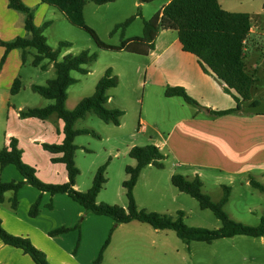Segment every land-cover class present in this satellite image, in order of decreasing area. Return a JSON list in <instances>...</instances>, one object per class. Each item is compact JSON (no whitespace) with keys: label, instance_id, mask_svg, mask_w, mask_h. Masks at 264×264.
<instances>
[{"label":"rangeland","instance_id":"374dc122","mask_svg":"<svg viewBox=\"0 0 264 264\" xmlns=\"http://www.w3.org/2000/svg\"><path fill=\"white\" fill-rule=\"evenodd\" d=\"M23 2L31 4V0H23ZM166 3L167 0L143 3L139 0H116L114 3L97 6L88 2L84 7L83 17L85 24L103 43L120 46L128 39L141 37L143 21L151 19ZM220 3L222 9L248 13L252 19L258 15L263 30V35L259 36L258 42L264 54V0H220ZM34 14L37 26L45 21H51V24L44 30V35L52 49H56L61 41L71 44L70 47L63 49L62 54L64 55L60 58L68 54L77 55L84 50L96 54L95 61L86 66L88 74L71 73L77 82L67 89L66 107L74 108L82 98L91 96L98 80L107 69L110 68L119 80L118 85L108 92L111 98L108 106H116L114 109L124 113L121 119L122 125L106 124L93 113L77 121L76 128L92 130L97 137L81 135L75 138L74 142L79 147L75 152V166L80 172L76 180L80 188L86 191L91 186L97 168L107 163L105 172L107 182L97 196V203L120 207L122 204L127 205L122 183L127 179L125 167L134 163L133 159L128 156L130 146H145L158 142L166 136L171 125L172 119L169 115L171 113L164 105L166 96L158 94L157 71L164 68L177 69L179 64L174 59L158 57L161 51L157 50L152 56H148L133 54L125 50L98 49L86 31L73 26L57 10L44 4L40 3ZM132 16L137 17L125 28L114 29L116 25ZM251 25H253V20ZM162 33L160 37H165L166 43L176 36L175 31ZM20 34L24 36L25 31L22 29ZM254 49L252 44L247 46L248 67L255 65L252 58L255 53ZM2 53L3 49L0 48V59ZM31 58V55L27 56L28 62ZM19 75L22 78V88L11 97V105H15L13 112L18 106H21V111H23L27 108H43L50 103L33 92L31 85H45L48 80L53 79L55 77L53 68L49 67L46 71H42L27 63L21 68ZM145 78L148 80L146 84L144 83ZM3 84V80L0 79V86ZM258 85L264 89V78H259ZM179 101L187 107L186 110L194 111L193 106H188L182 99ZM232 104L234 106V102ZM141 119L144 123L140 122ZM31 121L27 123L26 120H22L16 127L23 138L29 132L35 131L38 140L47 144H55L58 136V123H62L60 120L50 118L44 122ZM3 138L4 116L0 114V150L3 146ZM40 153H44L47 158V152L40 150ZM162 153H166L165 148L162 149ZM39 160L41 163L46 162L41 157ZM164 160L163 169L148 167L141 172L133 189L138 209L167 214L173 218H177V211H182L183 221L187 226L208 230L218 229L221 226L220 221L214 217L212 212L202 210L195 199L172 186L169 174L173 162L171 157L168 159L165 157ZM203 174L202 191L212 201L218 200L222 195V187L219 184L229 186L230 198L223 207V211L230 219L245 226L259 224L264 216L263 193L236 179L230 183L229 179L217 181L206 171ZM122 227L116 231L113 227L108 232L106 240H109L110 248L106 252L104 264H112V261L119 264H263L264 262V246L261 247L258 240L251 238L221 239L210 244L202 242L185 244L170 230L156 233L150 226L138 222ZM155 247L163 248L164 252L154 250Z\"/></svg>","mask_w":264,"mask_h":264},{"label":"trees","instance_id":"16d2710c","mask_svg":"<svg viewBox=\"0 0 264 264\" xmlns=\"http://www.w3.org/2000/svg\"><path fill=\"white\" fill-rule=\"evenodd\" d=\"M9 9L24 15V30L26 37H18L12 42L0 40V47L4 48V54L0 59V68L5 61L6 55L13 49L22 51V62H25L26 50H33L31 66L46 69L43 61L53 64L55 77L48 80L45 85H32L31 90L52 104L43 108H30L20 112L22 118H32L45 121L49 116L55 114L63 122L64 138L60 144L43 143V150L51 155L59 157L51 158L52 163H62L67 173V181L62 184H47L37 176L35 169L22 161V152L18 148L17 140L11 138L7 146L0 150V168L13 165L23 177L21 182H0V204L4 201L7 191L14 192L12 207L15 208L17 201L16 192L25 184H28L41 192L51 195L66 194L69 198L79 204L85 213L97 216L109 217L114 225L126 224L138 221L149 225L154 230H171L176 237L185 244L190 242H202L210 244L221 239H229L236 236L259 238L264 236V217L256 226H245L235 222L223 211L228 202L230 188L222 186V197L215 202L202 191V181L198 176L192 180L180 174H174L170 182L179 192L189 195L195 199L202 210H209L214 217L220 221L221 226L216 230L187 226L183 221L184 213L177 211V218L167 214H159L140 210L136 206L133 189L138 181L141 171L147 166L163 169L165 156L154 144L145 146H133L128 156L135 160L134 166H126L125 173L128 178L122 183L125 190L127 205L125 208L117 205L97 203V196L107 182L105 172L107 163L97 168L91 182V186L85 192L74 188L79 170L75 166L74 154L79 147L74 144L77 136L91 135L97 137L92 130L74 129L77 120L83 119L89 113H93L98 119L106 124L120 125V118L124 115L121 110L107 109L104 104L108 100V90L115 88L119 80L112 70L107 69L98 80L91 96L82 98L74 109L67 110V89L77 81L71 76V72L81 75L89 73L86 66L96 59L95 53L84 50L77 55H66L62 60L57 58L63 48L71 44L61 41L56 49L48 44L43 31L50 23L45 22L37 26L34 22V11L27 7L22 0H6ZM41 4L57 9L65 19L73 26L86 31L98 49L101 50H125L133 54L148 55L154 48V40L161 31H175L177 39L183 52L193 55L199 67L205 74L213 75L224 85L226 93L230 94L235 102L231 109L214 111L208 110L215 116H224L240 113L243 103L251 101V88L255 79L246 72V42L251 27L250 15L247 13H232L221 8L218 0H170L160 12L151 19L143 21L141 37L126 40L120 46H110L103 43L96 33L89 28L83 17L84 7L88 2L97 6L114 3L116 0H39ZM153 0H142L140 2H151ZM264 7V4H263ZM132 16L123 23L115 26V30L125 28L134 18ZM22 88L18 78L14 79L11 87V95L17 94ZM166 97H179L189 105L198 107L199 104L192 99L182 87H168L164 91ZM258 102H253L257 104ZM249 186L264 194V185L256 179L249 177ZM39 202L36 201L29 209V215L35 217L38 214ZM69 229L60 228L50 233L56 236L67 232ZM0 240L8 246L22 250L29 255L35 264H48L45 255L36 249L28 239L13 236L7 233L1 226ZM109 240L107 239L94 264H100L102 254Z\"/></svg>","mask_w":264,"mask_h":264},{"label":"crops","instance_id":"0c3cea01","mask_svg":"<svg viewBox=\"0 0 264 264\" xmlns=\"http://www.w3.org/2000/svg\"><path fill=\"white\" fill-rule=\"evenodd\" d=\"M169 1L170 0H167V3ZM218 3L222 8L220 0H218ZM39 4V0H31V4L25 5L35 12ZM166 4L161 7L160 11ZM51 8L55 9L54 7ZM225 11L232 12V10L229 9ZM22 15L23 14L20 12L9 9L6 0H0L1 41L12 42L18 37L27 36L26 32L24 36H20L21 30H24V15L23 17ZM250 20L251 22L253 20V25L250 27L246 42L245 52L247 55L244 62L246 72L255 79V82L251 88V101L249 103H243L242 108L252 105L255 101L258 103L264 101V89H261L260 85H258L259 78H264V54L258 42L259 36L263 35L262 22L258 19V15H255L254 19L251 17ZM45 22L51 24V21ZM162 32L165 31H161L157 35L154 40V48L148 53V56H152L156 50L161 51L158 57L164 56L169 59H174L179 66L177 69L174 68L173 70L165 68L158 69V94L164 95V91L168 87H182L187 94L199 104V108L193 106L194 111L189 112L186 110L187 107H184L181 101H179L181 98L164 97L166 100L164 105L167 106L169 113H171L169 114L172 119L171 125L166 136L162 137L158 142H154V145H156L161 152L163 148L166 149V153L163 155H165L167 159L171 157L173 166L169 174V179L174 174H180L189 180L198 176L202 181L203 173L206 171L210 173V177L217 181H220V179H229L231 183L236 179L249 186L248 179L252 177L264 185V115H247L242 112L224 116L210 114L208 110L222 111L233 108L235 102L232 96L225 92L223 83L217 80L213 75L205 74L201 70L197 59L193 55L182 51L181 45L177 39V33L175 37L166 43L165 37H160L161 34H163ZM250 44L255 47V53L252 57L255 62L253 67H248L247 65V58L249 57L247 46ZM0 48L3 49V55L4 48ZM63 49L57 58L58 61L62 60L64 57L60 58L61 55H64V53L62 54ZM33 53V50H26L25 62L23 63L21 58L22 51L13 49L8 52L0 68V79L3 80L4 83L0 86V114L4 116V138L2 148L7 146L11 138H15L18 148L22 152V161L35 169L36 176L42 182L47 184H62L67 181L65 166L62 163L51 162V158L59 157V155H51L47 152L48 155L46 158L44 153H40V150H43L41 145L44 142L36 138V132H29V134L23 138L18 128H16L22 120H26L27 123L32 122L31 120H36L20 117L21 106H18L13 112L15 105H11V97L14 95L10 93V87L14 79L18 78L22 85V78L19 72L25 64L29 63L31 65ZM28 55L32 56L30 62H28L27 59ZM12 60L13 64H11ZM43 64L46 65L44 71L49 67L53 68L52 63L43 61ZM147 82L148 80L145 78L144 83L146 84ZM110 100L111 98L109 97L104 104L105 108H116V106H108ZM47 101H50L49 104H52L51 100ZM232 102H234V106ZM188 106L192 105L188 104ZM65 108L67 110H72L75 107H66L65 102ZM122 117L120 118L119 126L122 125ZM50 118L59 120L55 114H52L46 120ZM77 121L74 124V129H87L76 128L75 125ZM140 122L144 123V120L141 119ZM58 127V136L55 144H60L64 138L63 122L58 123ZM133 146L134 145H131L129 150ZM44 152L46 151L44 150ZM40 157L43 161L45 159L46 162L41 163L39 160ZM133 161L134 163L131 166H134L136 163L135 160ZM164 161L165 160H163V162ZM148 167L153 168V166H147L145 168ZM12 181H23V177L16 168L13 165L0 168V182L9 183ZM219 185H221V187L223 186V184ZM74 188L78 191H85L80 188L77 180L75 181ZM221 197L222 195L218 200L214 201H219ZM12 198H14V192L11 190L7 191L4 194L3 203L0 204V221L2 228L13 236L28 239L36 249L45 255L48 264H94V261L105 243L108 232L113 227L114 231H116L119 227H127L134 222H138L131 221L126 224L115 226L114 221L109 217L85 213L84 209L66 194L51 195L47 192H41L28 184L23 185L16 192L15 198L17 204L15 208L12 207ZM36 201L39 202L38 214L35 217H31L29 215V209ZM121 206L123 208L126 207L124 204ZM60 228L69 230L56 236L50 235L52 231ZM154 231L159 233L160 231L166 230ZM234 238L250 237L236 236L229 239ZM251 239L258 240L259 245L261 247L264 246V236ZM240 240L242 241L244 239ZM109 245L108 243L103 251L100 264H104L105 262L106 252L110 248ZM159 247H155L154 250L157 249L158 252L161 251L163 253V248ZM111 263L119 264L113 261ZM262 263L264 264V262ZM0 264L35 263L31 260L29 255L25 254L22 250L5 245L0 240Z\"/></svg>","mask_w":264,"mask_h":264},{"label":"water","instance_id":"95a60500","mask_svg":"<svg viewBox=\"0 0 264 264\" xmlns=\"http://www.w3.org/2000/svg\"><path fill=\"white\" fill-rule=\"evenodd\" d=\"M241 112L247 115H264V101L243 107L241 109Z\"/></svg>","mask_w":264,"mask_h":264}]
</instances>
